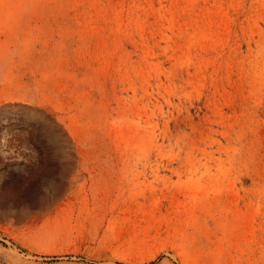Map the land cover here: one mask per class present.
Segmentation results:
<instances>
[{"label":"rangeland","instance_id":"374dc122","mask_svg":"<svg viewBox=\"0 0 264 264\" xmlns=\"http://www.w3.org/2000/svg\"><path fill=\"white\" fill-rule=\"evenodd\" d=\"M0 264H264V0H0Z\"/></svg>","mask_w":264,"mask_h":264},{"label":"bare ground","instance_id":"6f19581e","mask_svg":"<svg viewBox=\"0 0 264 264\" xmlns=\"http://www.w3.org/2000/svg\"><path fill=\"white\" fill-rule=\"evenodd\" d=\"M36 2H37V1H36ZM31 8H32V7H31ZM42 10H43V9H42ZM23 15H24V13H23ZM158 17H159V16H158ZM170 17H171V16H170ZM98 29H99V28H98ZM196 34H197V33H196ZM205 38H206V37H205ZM205 38H204V39H205ZM103 40H104V39H103ZM36 46H37V45H36ZM32 47H33V46H32ZM100 54H101V53H100ZM108 115H109V114H108ZM111 119H112V118H111ZM110 128H112V127H110ZM122 130H123V129H122ZM122 130H121V131H122ZM50 133H51V131H50ZM51 134H52V133H51ZM42 158H44V155L42 156ZM43 160H44V159H43ZM43 160H42V161H43ZM47 162H49V161H47ZM47 162H44V161H43V163H42V165H41V166L43 167V169H47V170L49 169V166H48ZM51 165H52V164H51ZM51 165H50V166H51ZM51 169H52V168H51ZM6 190H7V188H6ZM26 190H27V189H26ZM7 192H8V191H7ZM191 262H192V261H191Z\"/></svg>","mask_w":264,"mask_h":264}]
</instances>
